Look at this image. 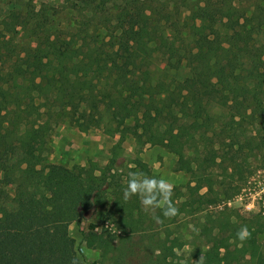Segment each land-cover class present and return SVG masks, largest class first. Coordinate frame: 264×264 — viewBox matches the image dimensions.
Here are the masks:
<instances>
[{
  "label": "trees",
  "instance_id": "1",
  "mask_svg": "<svg viewBox=\"0 0 264 264\" xmlns=\"http://www.w3.org/2000/svg\"><path fill=\"white\" fill-rule=\"evenodd\" d=\"M19 1V9L0 16V264H98L78 259L69 234L94 211L114 229L93 235L103 259L174 264L166 227L185 204L170 200L176 214L168 217L134 211L139 199L123 197L128 181L107 180L114 158L99 169L44 164L45 138L66 111L102 125L133 93L154 111L146 143L175 157L173 171L188 176L189 197L205 207L227 203L231 193L221 188L220 197L215 185L229 150L264 151V0H62L76 19L65 28L55 21L61 8ZM168 3L186 13L170 34L155 20ZM156 59L189 77L167 78L153 68ZM195 83L214 94L212 105L194 96ZM175 101L177 124L157 120ZM132 116L129 133L139 144L143 126L136 110ZM261 227L228 217L215 234L205 227L214 258L197 264H244L247 255L252 264Z\"/></svg>",
  "mask_w": 264,
  "mask_h": 264
},
{
  "label": "rangeland",
  "instance_id": "2",
  "mask_svg": "<svg viewBox=\"0 0 264 264\" xmlns=\"http://www.w3.org/2000/svg\"><path fill=\"white\" fill-rule=\"evenodd\" d=\"M38 1L61 8L60 13L55 17L59 26L63 28L72 26L76 21L71 11L66 7L62 8L64 3L62 0H34V3ZM19 3V0H0V16L5 17L11 9H19ZM168 5L164 13L159 14L155 20L170 34L174 28L171 24L177 23L181 26L180 20H184L186 13L183 8L178 12L171 7V3ZM31 62L30 60L27 63L29 68L32 66ZM153 68L158 72H165L167 78L179 82L189 77L186 70H173L160 59H156ZM192 92L197 99L212 105L214 94L204 86L195 83ZM140 105L133 93L128 94L123 108L115 111V115L110 116L109 119H105L102 125H96L87 115L82 116L66 111L62 121L45 138L44 164L63 165L68 169L76 167L78 170L88 169L91 166L99 169L107 167L110 160L114 158L107 176L109 182H127L132 173H139L141 177L150 179H164L171 188L170 200H174L175 206L185 204L186 207L177 222L166 227L170 230L167 245L172 248L174 264H197L214 258L211 234L205 227H213V234H215L218 225L227 217L232 222L236 220L238 223L259 220L262 232L255 237L258 251L252 264H262L264 261V151L253 156L245 151L230 149L228 161L216 170L217 184L215 185L216 194L222 197L221 188H223L231 193L230 198L227 203L222 201L218 206H199L198 197L190 198L188 195L186 189L189 183L188 176L173 171L175 157L160 147L146 143L150 122L155 115L153 110L146 111ZM135 110L143 126L138 129L141 137L139 144L129 133L133 125L132 112ZM176 111L177 102L175 101L172 105L163 107L157 120L165 125L175 126L179 117ZM37 145L38 142L32 144L33 148ZM132 209L145 210L151 215L162 212L160 208L146 209L140 200ZM206 214L209 216L208 219L205 217ZM90 225L95 226L94 231H89ZM106 230L110 233L114 232L113 226L109 225L101 211L92 212L79 225L69 226V234L75 242L80 261L90 260L98 264H111L107 259L111 255L108 254L106 259H103L101 249L96 248V245L92 243L93 235L96 236ZM162 233V229L157 231L161 237H163ZM132 238L136 241L138 236L134 235ZM112 239V245L115 247L118 245V238ZM229 244H232V241ZM222 254L223 250H220L218 258ZM242 262L251 264L248 255Z\"/></svg>",
  "mask_w": 264,
  "mask_h": 264
},
{
  "label": "clouds",
  "instance_id": "3",
  "mask_svg": "<svg viewBox=\"0 0 264 264\" xmlns=\"http://www.w3.org/2000/svg\"><path fill=\"white\" fill-rule=\"evenodd\" d=\"M171 188L164 179H150L141 177L139 173L130 174L127 187L123 190V197L129 199L136 196L146 209L160 208L166 217L174 216L176 210L171 206ZM247 230L241 229L238 238L244 239Z\"/></svg>",
  "mask_w": 264,
  "mask_h": 264
},
{
  "label": "built area",
  "instance_id": "4",
  "mask_svg": "<svg viewBox=\"0 0 264 264\" xmlns=\"http://www.w3.org/2000/svg\"><path fill=\"white\" fill-rule=\"evenodd\" d=\"M246 208H247V206H246ZM248 209V208H247Z\"/></svg>",
  "mask_w": 264,
  "mask_h": 264
}]
</instances>
